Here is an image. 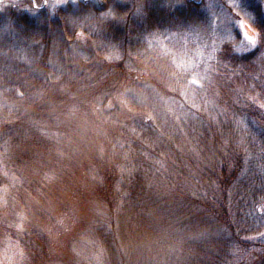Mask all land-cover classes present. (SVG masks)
<instances>
[{"label": "trees", "instance_id": "obj_1", "mask_svg": "<svg viewBox=\"0 0 264 264\" xmlns=\"http://www.w3.org/2000/svg\"><path fill=\"white\" fill-rule=\"evenodd\" d=\"M103 1L104 6H97L74 0L66 7H56L58 15L51 19L47 9L35 8L33 0H0V65L3 60V63L7 61L9 48L3 28L12 20L31 25L37 18H42L44 28L39 32L40 36H36L39 40L37 51L40 45L42 48L46 45L45 53L47 50L49 53V44L45 40L48 33L60 34L57 22L62 18L73 21L75 29L70 34L61 32L59 37L66 34L61 42H57L61 50L74 38L79 41V37L81 44L86 46L92 39L91 22L98 20L97 16L107 12L112 5L111 0ZM184 1L189 9L195 4L192 0ZM192 11H188L189 18L182 17L191 21ZM88 13L95 20L84 22L92 18L82 19ZM153 22L150 14L145 29L142 26L143 31H149L148 35L154 30ZM190 23L194 25V22ZM241 23L247 26L248 22L242 19ZM260 28L263 29V25ZM74 31L76 35L72 33ZM23 32L26 36L29 30ZM19 40L24 44L22 36ZM248 44L252 50L244 53H235L229 44H225L213 56L209 54L210 57H206L210 60L209 71L203 78L208 77L212 84L204 82L194 87L197 88L194 92L196 101L193 103L188 99L189 102L183 104L178 100L179 108L163 111L150 102H138L135 98L143 93L142 87H132V83H128L135 73L123 67L121 59L116 60L110 54L94 49L83 59L86 68L80 70L78 67L75 71L79 78L73 77L71 86L76 84V91L69 86L68 95L66 84H57L58 95L52 99L45 97L49 105L37 104V109L47 112L56 109L60 121L70 113L89 118L77 130L63 131L62 137L72 138L71 144H85L86 131L83 129L93 120L109 129L111 145L116 141L114 147L110 145L109 148L110 162L115 168L118 166L120 173L116 174L115 183L111 181V170L106 168L103 174L106 185L115 187L114 202L119 204L117 218L110 221V230H114V222H119L116 227L120 228L118 233L121 234L112 241L119 254L111 247L108 249L112 264H155L156 261H159L157 264H258L259 261L264 264V235L256 236L257 231L264 228V40L260 43L256 38ZM33 51L36 53L35 48ZM38 57L41 65L46 64L45 55ZM195 59L194 55L193 62ZM203 63L204 59L201 67ZM94 64L97 68L90 72L89 68ZM46 73L39 72L35 84L44 78L47 90L52 82L66 79V74L51 78ZM37 93L40 94L38 89ZM116 93L119 96L116 97ZM68 100H73L74 104L67 105ZM26 105L14 108L11 117H6L4 106L0 105V124L11 120L10 128H17V123L23 122V116L29 113ZM68 106L73 112H69ZM122 106L131 111L136 109L132 107L148 109L141 112L137 109L134 121L125 124L128 116L122 113L118 116ZM114 123H118L117 130ZM23 150L25 155L17 158L25 163L33 149L23 147ZM43 165L50 166L51 162ZM120 220H123L122 224ZM4 225L0 221V231ZM164 228L168 229L166 233ZM108 230L109 226L104 227L101 233L106 235ZM160 236L157 245L149 241L146 243L149 247L143 246L150 237ZM110 237H107V243ZM163 237L167 242L165 250ZM129 240L135 252L140 253L132 250L127 261L120 253H123L121 245ZM30 243L28 241V245ZM256 255L258 259H255Z\"/></svg>", "mask_w": 264, "mask_h": 264}, {"label": "rangeland", "instance_id": "obj_2", "mask_svg": "<svg viewBox=\"0 0 264 264\" xmlns=\"http://www.w3.org/2000/svg\"><path fill=\"white\" fill-rule=\"evenodd\" d=\"M73 1L33 0V3L38 10L47 9L48 18L53 19L58 15L56 7H66ZM82 1L105 5L103 0ZM111 1L107 12L98 15V20L91 22L92 26L86 25L93 30L91 42L86 46L81 44V37L77 41L75 36L67 35L74 41L61 50L58 43L75 29L73 21H65V18L57 22L60 34L48 33L45 41L49 44V53L48 50L45 53L46 45L43 48L40 45L37 51L39 40L36 36H40L39 32L44 28L42 18H37L31 25L12 20L3 28L9 48L7 61L3 63L4 60H1L0 65V105L5 108L6 117H11L12 110L21 107V104H27L29 113L23 116V122L17 123L19 129L10 128L11 120L7 124H0L3 135L0 139V221L5 223L3 231H0V264H107V261L112 264L109 247L119 254L117 245L112 242L114 237L121 236L118 233L120 228L116 227L119 222L113 221L114 230H110L111 218L116 217L119 204L114 202L115 187L107 186L103 177L107 168L113 174L112 183H115L116 174L120 173L118 166L115 168L110 162L109 129L97 120L90 121L88 128L83 129L86 131L85 144L74 145L71 144L72 138H63L62 133L84 126L88 117L81 118L70 113L60 121L56 109L52 108L49 112L37 109L40 102L48 104L45 97L52 99L58 95L60 88L57 84H66L65 92L70 95L69 86L72 87L73 77L79 78L75 71L78 67L80 70L86 68L83 59L92 49L110 54L116 60L121 59L123 67L137 77L132 76L128 83H132V87H142L143 93L135 94V99L140 103L150 102L153 107L164 111L166 108H179L178 100L183 104L189 102L188 99L194 103V92L197 90L194 87L204 82L212 84L208 77L203 78L209 71L207 64L210 60L206 58L210 57L209 54L213 56L225 44H229L235 53H244L252 50L249 41L258 38L261 43L264 40V28H260L262 25L264 27V0H192L195 2L192 9L187 8L184 0ZM189 10H193L190 13V17H193L191 21L185 19L186 16L189 18ZM150 14L154 18V30L148 35L149 31H143L142 26L145 29ZM86 18L89 19L84 22L95 20L91 13L82 16L83 20ZM164 19L171 22L167 23ZM240 19L246 20L247 26H243ZM190 22H194V25ZM28 30L27 35L23 36V31ZM62 31L66 34L62 33V37H59ZM72 33L76 35L75 31ZM20 36L24 44L19 40ZM115 39L117 41L113 43ZM43 55L47 62L41 65L37 57ZM194 55L196 59L193 62ZM96 68L94 64L89 71ZM39 72H47L46 75L51 78L66 74L67 80L52 82L47 90L44 78L35 84ZM72 89L76 91V84ZM71 103L74 104V101H67V105ZM132 108H136V112L137 109L138 112L148 109ZM135 111L122 106L118 116L122 113L128 116L125 124L132 123ZM69 112H73V109L69 108ZM83 122L84 125H81ZM114 128L117 130V125ZM120 132L122 134L121 129ZM23 147L33 149L32 156L25 163L17 158L25 155ZM47 161L51 162L50 166L43 165ZM262 220L264 224V218ZM107 225L110 231L103 235L101 230ZM168 229L164 228L165 233ZM175 233L178 234V231ZM260 235H264V228L257 231L256 236ZM24 237L28 240L24 241ZM107 237L111 238L109 243ZM150 238L143 246L149 247L146 244L149 241L157 245L156 241L161 236ZM164 238L165 250L167 242ZM130 240L121 245L124 250L120 254L127 261L132 250L135 252ZM28 241L31 245H28ZM34 253L37 255L36 261L33 259ZM255 259H258L257 255Z\"/></svg>", "mask_w": 264, "mask_h": 264}]
</instances>
